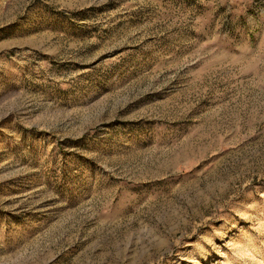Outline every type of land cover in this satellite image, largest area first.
Segmentation results:
<instances>
[{"label":"rangeland","instance_id":"obj_1","mask_svg":"<svg viewBox=\"0 0 264 264\" xmlns=\"http://www.w3.org/2000/svg\"><path fill=\"white\" fill-rule=\"evenodd\" d=\"M0 264H264V0H0Z\"/></svg>","mask_w":264,"mask_h":264}]
</instances>
